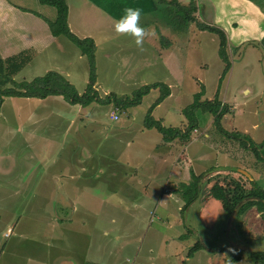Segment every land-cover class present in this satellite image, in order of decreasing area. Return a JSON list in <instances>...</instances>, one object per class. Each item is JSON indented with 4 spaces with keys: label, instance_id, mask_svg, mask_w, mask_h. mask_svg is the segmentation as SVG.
<instances>
[{
    "label": "rangeland",
    "instance_id": "374dc122",
    "mask_svg": "<svg viewBox=\"0 0 264 264\" xmlns=\"http://www.w3.org/2000/svg\"><path fill=\"white\" fill-rule=\"evenodd\" d=\"M7 2L32 11L45 22H55L57 19L56 8L43 4L41 0H7ZM79 2L80 0H74L76 6ZM81 7L80 14L85 16L86 21V26L81 27V30L83 33L94 35L96 40H94L97 74L95 89L98 95L95 101L87 107L82 106L83 109H73L70 106L74 105L61 96H52L47 99L10 97L5 98L3 104L0 115V264H46L51 260L54 252L49 247L52 243L51 235H54L56 230L67 233L69 229L64 227L67 224L79 227V219L83 214H79V211L72 214L66 212L70 204L53 203L52 187L47 181L48 173L50 174L47 166L50 163L49 159H52V155L47 156L48 147L52 142L53 147L50 152L53 151V155H56L57 163L66 165L69 160L70 148L65 145L67 138L61 141L57 136L67 132L65 127L68 120L65 115L70 109L85 116L86 129H82L81 138L78 141L74 138L77 143L78 153L75 151V155L78 163H80V156L84 153V145L82 146L84 139L89 152H96L93 151L94 147L103 152V156L88 155L86 158L88 168L94 163L93 166H101L102 172L97 173L99 170L93 172L92 169L86 172L87 182L93 181L94 176L100 177L96 179L98 183L96 188H94L96 182L87 183L88 188L83 196L86 204L101 212L102 217L97 219V226L103 231L100 235H92L87 239L78 240V235H74L77 241L73 248L76 250L73 251L76 254L80 253L78 255L80 257L85 251L87 256L82 261L75 257L76 264H152L156 262L161 264V260H158L161 255V241L166 236L170 237L174 231L184 234L181 245L185 244V246L179 258L172 255V264L177 263L181 258L187 260V257H191L189 254L193 246L200 244L198 241L202 238L206 239L208 247L220 249L213 252L215 253L214 264H253L251 254L264 251V222L256 208H251L243 215H228L223 208L221 211L209 202L212 198L209 190L216 183H232V191H234L232 186L238 183L243 188L241 191L243 193L251 192L254 184L264 190V59L261 63L255 58L246 59L241 64L240 60H236L233 62V65L235 63L233 75L230 78L226 75L227 80L226 76L222 80L227 64L219 54L220 39L218 35L209 31L199 35L202 33L198 31L202 30L197 29V23L202 21L195 13L197 21L188 27L187 33L182 32L186 35H183L184 42L178 56L179 62H176L174 68L176 73L169 75L160 67L147 68V64L156 61L157 58L147 54L150 51L145 50L144 43L142 47H138L131 36L118 34L114 32V28H107L105 25L99 26L100 18H102L99 12L87 10L88 6ZM75 15H78V10L74 11ZM23 16L24 24L29 25L32 16ZM155 16L159 21L168 22L169 20L162 12H154L148 17ZM75 19L78 23L79 15ZM152 23L154 25L151 27V32L155 37L153 44L158 50L160 47H165L166 40L168 41V37L166 38L163 33L173 35L172 30L175 31V29L172 26V30L167 29L164 26L165 23H159L157 19H153ZM158 24L161 27L157 26ZM95 29L98 30L97 33L94 32ZM190 31H193L192 34ZM179 35L182 36V34ZM17 48L22 49L23 44H18ZM157 50H151V52L157 54ZM19 52L16 49L14 53H8L17 54L15 56L23 54L27 59L25 67L14 77L17 82L33 81L49 71H56L65 76L79 94L86 92L90 82V64L87 56H84L68 38L62 36L61 40L51 44L46 52H38L39 55L31 49ZM227 54L231 62L235 53L233 54L230 50L229 44H227ZM245 63H247L246 66ZM66 73H69V77ZM160 83L169 88L170 96L165 98L157 109L155 107L151 115L154 120L166 117L165 123L158 122L165 127V131H170L167 135L181 131L182 135L186 133L190 138L193 134V139L198 140L196 143L188 145L189 138H180L178 146L173 148L183 151L187 159L191 160L193 167L187 170V177H190V172H197L199 169L200 175H205L202 179L200 198L185 210L183 208L180 212L182 216L179 215L177 218L171 205H168L170 208L166 207L162 210L158 209L153 201L142 203V206L133 202L121 204L114 201L117 195L133 196L144 191L139 186L137 178L119 179L118 170L120 169L109 153L117 151L123 157L130 152H137L141 156L134 157L135 165L142 163L144 168H153L155 172L160 170L159 175L166 174V168L157 164V161L151 157L148 158V152H143L142 148L146 144H155L164 135L155 128L148 133L151 138L140 134L146 127L150 108L161 97L165 88L152 90L139 105L128 109L121 108L115 102V99L130 100L139 89ZM200 93L203 94L199 98L200 102L214 101L217 97L221 106L227 107L229 111L223 115L220 122L216 121L214 114L206 110L196 111L197 125L190 131L188 129V126L190 127L189 107ZM108 98L111 101L106 102ZM231 106L234 109L233 112ZM59 115L65 118L61 120V124L57 123ZM94 120H100V122L95 123ZM101 120H108L109 127L113 126L114 129L126 130L132 126V132L128 134L130 138H127L125 134L126 137L118 141L109 138L106 129H103L107 124L101 123ZM127 121L132 124L127 125ZM80 125L83 124L78 121L75 126L77 128L72 130L71 135L78 131ZM53 126H61L62 132L57 136L52 135L58 130L52 129ZM93 126L96 128L93 129ZM208 136L211 137L210 140L207 139ZM207 147L217 149L211 151L213 159L205 163L215 166L213 168L215 170L212 169L210 174L206 173L211 170L203 169V166L201 168L202 161L207 159ZM174 149L172 152L175 151ZM225 152L226 159L220 157ZM176 154L178 153L174 152L173 158L177 156ZM198 157L199 162L198 160L194 162L193 160ZM173 161L172 159L170 163L168 162L169 168L173 165ZM122 162L126 166L131 165V170L127 173L139 175L140 169L137 170V166L131 163L132 161L127 162L125 159ZM77 165L79 164L72 163L71 169ZM222 168L224 171L220 172ZM167 177H169L168 174ZM166 178L163 175L157 181L160 186L156 188L157 195L170 193L168 188L163 186ZM183 184L190 185L185 181L177 182L170 186L171 190L176 192L183 188ZM144 189L145 192H150L153 187L144 185ZM155 196L152 195V198L154 199ZM178 196L181 197V193ZM184 205H186L185 201ZM206 212L209 213V221L206 218ZM166 215L172 216L170 220ZM160 217L162 219L159 220ZM175 219L178 220L174 226ZM93 223L94 220H91V225ZM137 225H139V233L136 229H132ZM52 227L56 230L51 229ZM109 228L111 230L107 231ZM190 229H194L197 233H192ZM62 236L60 233L57 237L61 239ZM135 243L137 245H134ZM133 246L137 250L142 248V252L135 253ZM80 247L83 248L80 249ZM152 247L153 251L150 252ZM56 249H60L61 252L62 247ZM199 251L195 254L197 260L194 261L205 264L206 252Z\"/></svg>",
    "mask_w": 264,
    "mask_h": 264
},
{
    "label": "crops",
    "instance_id": "0c3cea01",
    "mask_svg": "<svg viewBox=\"0 0 264 264\" xmlns=\"http://www.w3.org/2000/svg\"><path fill=\"white\" fill-rule=\"evenodd\" d=\"M66 1L69 6V17H68L69 27L71 31L79 38H83V39L91 38L95 40L94 35L83 33L81 30V27L86 26V21L84 20L85 16L84 15L81 16L80 14V12L82 11V7H81L82 5L88 6L87 10L89 11L94 10L96 12H99L100 17H102L100 18L99 26L105 25V27L107 28H114L115 21L118 20L121 15H123V9L125 7L131 6V7H139L142 9L141 23L150 32H151V27L154 25V23H152L153 19H157L159 23L164 22L165 23L164 26L167 29L172 30L169 22H166L165 20L159 21V19L156 18V16L153 18L148 17L154 14V12H161L157 0H80L77 6L75 5L74 0L73 1L66 0ZM178 1L181 5L187 7L193 3L198 8L197 14L200 20L202 21V23L204 22V24L219 27L226 33L230 50L233 52V54L235 53L233 55L234 58L231 60L232 66L227 74V76L229 75L228 78H230L234 73L235 63L233 65V62L236 60H240V64L246 59H253V58L259 60L260 63L263 61L264 59V0H178ZM7 3H8L7 0H0V55H2V58H10L12 56L17 55V54H8V53H14L16 49L17 51L19 50L20 52L29 49L35 50L37 53L38 52L40 53L42 51L46 52V50H48L51 47V44L61 40L62 36L60 37L53 36L48 23L45 22L43 18L37 17L32 11L17 7V5H14L12 2H10L11 4L8 3L9 4L8 6ZM75 10H78V15H79L78 23L75 19V17H77L78 15L74 16ZM23 15H27V17H29L30 15L32 16V18L30 19L31 23L29 25L24 24V20L22 19L24 18ZM44 24L47 25V27ZM157 26L161 27L160 24H158ZM172 31L174 32L173 35L163 33V35H165L166 38L168 37L167 38L168 41L166 40L165 47L163 48L160 47L158 50L156 47H154L153 44V42H155L154 36L148 35L145 38L143 42L145 45V50L147 49L150 51L147 54L152 55L153 58H157L156 61L149 62L147 64L148 65L147 68L160 67L161 70H164V72H166L169 75H173L174 73H176L174 68L176 62H179L178 56H180V51L183 47V42H184L183 35L186 34H183L182 32L181 33L177 32L176 30L175 31L172 30ZM94 32L97 33L98 30L95 29ZM191 32L193 31H190V33ZM198 32L202 33L199 35H203V33L207 31H198ZM179 34H182V36H180ZM18 44H23V48L22 49L17 48ZM151 50H155V51L157 50L158 53L156 54V52H151ZM153 53H155L156 55L154 56ZM246 65L247 63H245V66ZM66 75L69 77V73H66ZM227 76H226V80H227ZM226 98H228V96ZM70 107H73V109H78V108L83 109L81 105H74ZM158 107L159 106H157L156 109ZM233 111L234 109L232 107V112ZM67 112L65 115V117L68 120L67 127H65L67 132L62 136H57L62 132V128H60L61 126H57V127L53 126L52 129L54 130L58 129V130L54 131L52 135L57 136V138L59 137L61 141H64V139L67 138L65 145H67L71 150V151L69 150V154H70V156L68 157L69 160L66 165L65 164L60 165L57 163L56 155H53L54 154L53 151L50 152V149L53 147V142H52L48 147L47 156L52 155V159L51 158L49 159L50 163L47 166V170L50 171V174L48 173L49 176H47L48 177L47 181L49 186L52 187L53 203L70 204V207L66 212H70V214H72L73 212L79 211V214H83V215H81V218L79 219V227L71 226V224H67V226H64L66 225L64 223L63 226L69 229L67 233H64L63 231L58 232L56 228H53L55 226L51 228L53 230H56L54 235H51L52 243L49 246L51 247V250H53L54 252L51 260L46 264H76L75 257H77L81 261L84 260L85 257H87L85 255V251L84 253H82L81 257L78 256L80 255V253L76 254V252L73 251L76 250L73 248L75 247L76 245L75 242L77 241L74 238V235L75 234L78 235V240L80 238L87 239L92 235L94 236L100 235L101 231H103L99 226H97V219H100L102 217L101 212H98L97 209L95 208L93 209L92 207L89 206V204H86L87 202H85V197H83L88 188L87 183H91L93 181L96 182V185L94 186V188H96L98 186L96 179L100 177L99 175L94 176L93 181L87 182L86 172L88 170L90 171L91 169L93 172L97 170H99L97 171V173L102 172L101 166L100 165L93 166L94 163L90 164V167L88 168L86 165V158L88 157V155H93V157L95 156L97 157L98 155L103 156V152L100 149L98 150V148L96 147H94L93 149V151L96 152H89L88 151L89 148L87 147L86 140L84 139L82 143V146L83 145L85 146V147L83 146L84 153L83 155L80 156V163H78L75 155V151L78 153L76 147L77 143L74 141V138L75 140L78 141V139L81 138L80 134L82 129H86L85 116L77 114L74 111H71V109L67 110ZM62 119L64 120L65 118L62 117V115H59L57 123L61 124ZM165 119L166 117L159 118L156 120L165 123ZM78 121H81L83 125H80L78 131L77 132L75 131L73 136L71 135V132L73 129L77 128L75 126ZM94 122L99 123L100 120H94ZM101 123L107 124L106 126L103 127V129H106L105 131H107L109 138H114L117 141L120 140V138H125L126 136L127 138H130V135L128 134L132 132V128H133L132 126L130 127V129L123 130V128L114 129L113 126L109 127L110 122H108V120L106 121L101 120ZM115 123H117V121H115ZM126 123L127 125L132 124V122L129 121H127ZM92 128L95 129L96 126H93ZM150 131H151L150 128L144 127V132H140V134H142V136H146L147 138H151L149 136L150 134H148ZM93 132H95V130ZM192 136L190 135L189 141L187 142L188 145H191L192 143H196L198 141L197 139H193ZM207 139L210 140L211 137L208 136ZM179 140L180 138L178 137L173 139L172 141H166L165 137L163 136L162 139L160 141H157L155 144L145 143L146 145L142 147L143 152L145 153L146 151L148 152L147 153L148 158L151 157V159L157 161V164H160L166 168V174L160 173L161 175H159L160 170L155 172L153 168L150 167L144 168L141 165L142 163H140V165L138 164L135 165L134 157L141 156L138 155L137 152H130L129 154L123 157L117 151L113 152L112 154L109 153V155H111V159L117 162V166L120 169L118 170L119 173L118 177H120L119 179L137 178L139 179V184H140L139 186L142 187L144 191V193L140 192V194H136L133 196L125 195L123 197L122 195H117L114 201L119 202L121 204L125 202L126 203L133 202V203H137L139 206H142L141 205L142 203L144 204L153 201L157 204L158 209L163 210L166 207L170 208L168 205H171L174 208V212L176 213V218L179 215L182 216L180 212L183 211V208L185 206L183 198L182 196L181 197L178 196L179 194H177V191L173 192L170 186H172L177 182L180 183L181 181H185L186 184H190L192 182V176L190 175V177H187V173H188L187 170L188 169L190 170L193 166L190 163L191 160L187 159V156H185L183 151L180 150L177 151L176 149L173 148L174 146H178ZM172 149L175 150L174 151L175 153H178L176 154L177 156L174 157L175 159L172 156L174 154V152H172ZM216 150L217 149L214 150V148L212 147H207V153H206L207 159L205 158L202 161V165H201V168L203 166V169L211 170L209 173L206 174L212 173V169L215 167L212 165H207L205 163H207L209 159H213L211 157V154L213 152L211 151H216ZM114 155L116 157H114ZM226 155L227 154L225 152L222 153V156L220 157L226 159ZM199 157L198 159H195L193 161L195 162L196 160H198L199 162ZM125 159H127V162L132 161L131 163L137 166L136 167L137 170L140 169L139 175L134 173L133 174L127 173L129 170H131V165H127V166L124 165L122 161ZM172 159L174 160L172 162L173 165L171 166V168H169L170 164H168V162L170 163ZM72 163L73 164L77 163L79 165H77V167L75 168L72 167L71 169ZM205 166H207V168ZM223 171H224L223 168L220 169V172ZM193 172L196 175H200V169L197 172L196 171ZM167 174L169 175V177L166 178ZM163 175H165L166 178V180H164L163 186L168 188L170 193L157 195L156 188L160 187L157 181H159V178ZM37 185H39V183ZM144 185H150L151 187H153L152 191L145 192ZM94 191L95 194H97L96 190ZM172 194H173V198H172ZM152 195L153 196L156 195L154 199L152 198ZM209 202L214 207H218V209L222 211L221 203L219 201L210 198ZM170 217L172 216L171 215L167 216L169 220ZM208 217H209V213L206 212V218L209 221ZM111 219L115 220V218L113 217H111ZM160 219H162V217H160L159 220ZM178 219H175V222L173 223L174 226L177 224ZM91 220H94V223L92 225H91ZM134 227L135 228L132 229H136L137 233H139L138 231L139 225ZM110 230L111 228H109L107 231ZM190 230L192 233H197V231H195L194 229H190ZM60 233L63 236L61 237V239H58L57 236ZM133 233L137 234L136 232ZM176 233L179 234L176 235ZM183 235L184 234L183 233L181 234V232L174 231L170 237L166 236L161 241L160 244L161 255L159 254L160 259H158L161 260V264H172L173 262L172 255H175L176 258H179L181 252H183L184 250L183 246H185V244L181 245ZM198 242H200L201 244L200 250L206 252L205 264H214L215 256L213 257V255L215 253L213 252L220 251V249H213L211 247H208L205 238H202V240H199ZM134 245L137 244L135 243ZM196 245L197 244H195L194 246ZM57 247H62L61 252L60 249H56ZM82 248L83 247H80V249ZM133 248L135 249V246H133ZM142 250H143L142 248L138 250L135 249V253L136 252L141 253ZM149 251L152 252L153 247ZM199 252L200 251H197V253L196 252L193 253L191 257H187L188 258L187 260H183V258H181L175 264H198V261H194V260H197L195 254H198ZM157 263L158 262L152 264H157Z\"/></svg>",
    "mask_w": 264,
    "mask_h": 264
},
{
    "label": "trees",
    "instance_id": "16d2710c",
    "mask_svg": "<svg viewBox=\"0 0 264 264\" xmlns=\"http://www.w3.org/2000/svg\"><path fill=\"white\" fill-rule=\"evenodd\" d=\"M43 4L55 7L57 10V19L55 22L46 21L49 28L55 37L64 36L71 40L81 51L84 56H87L90 64V82L85 93L79 94L76 88L70 83V81L58 72H49L44 76L37 77L33 81L17 82L14 77L22 71L27 64L23 54L14 56L12 58L3 59L0 55V115L2 112L5 98L10 97H23V98H35V99H47L52 96H61L71 105H81L83 107L89 106L93 103L98 95V91L95 89L97 82L95 53L96 44L91 38H79L73 34L68 24L69 6L66 0H41ZM160 6L161 12L164 16H167L173 29L177 32L187 31L190 24L197 21L195 13L198 12L197 6L191 4V6H183L178 0H157ZM197 28L202 31H209L218 35L220 39V56L221 59L227 64V68L223 72L222 80L228 74L231 68V62L227 54V35L219 27L211 26L204 23H197ZM164 87L165 91H162V95L155 104L150 108L147 118L146 127L150 129L159 130L164 137H167L166 141H172L175 138L188 139V134H183L181 131H176L173 135H167L169 130L165 131V127L160 125V122L154 120L151 113L153 109L159 106L165 98L170 96V90L168 87L160 84L147 85L134 93L130 100H118L115 102L123 109L135 107L139 105L142 99L150 94L154 89ZM203 94L196 96L195 102L189 107V123L188 129L192 131L196 127L195 112L199 110H206L215 115L216 121L220 122L223 115L226 114L228 108H223L218 98L214 101L200 102L199 98ZM111 101L110 98L106 102ZM191 111V113H190ZM193 182L190 185L183 184L181 189L177 190V194L180 195L186 202L184 210L193 203L197 202L202 193V179L205 175H196L191 172ZM231 184L216 183L209 190V195L213 199L221 203V207L228 215L238 214L243 215L251 208L255 207L261 220L264 222V190L254 184L253 190L249 193L241 192L243 188L238 183L234 187V191L231 190ZM242 188V189H241ZM201 245L197 244L192 248L189 256L199 251ZM251 260L253 264H264V251L253 252L251 254Z\"/></svg>",
    "mask_w": 264,
    "mask_h": 264
},
{
    "label": "clouds",
    "instance_id": "9594fccd",
    "mask_svg": "<svg viewBox=\"0 0 264 264\" xmlns=\"http://www.w3.org/2000/svg\"><path fill=\"white\" fill-rule=\"evenodd\" d=\"M141 17V8L128 6L123 9V15L114 23L115 32L133 37L138 47H142L148 35H154L142 25Z\"/></svg>",
    "mask_w": 264,
    "mask_h": 264
},
{
    "label": "built area",
    "instance_id": "2783aa9c",
    "mask_svg": "<svg viewBox=\"0 0 264 264\" xmlns=\"http://www.w3.org/2000/svg\"><path fill=\"white\" fill-rule=\"evenodd\" d=\"M117 118V117H116Z\"/></svg>",
    "mask_w": 264,
    "mask_h": 264
}]
</instances>
